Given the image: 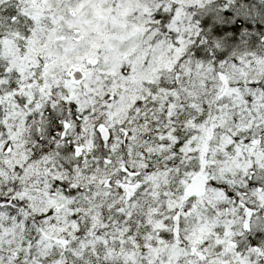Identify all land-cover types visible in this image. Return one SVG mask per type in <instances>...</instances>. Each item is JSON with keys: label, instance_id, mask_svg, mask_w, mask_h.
I'll use <instances>...</instances> for the list:
<instances>
[{"label": "snow or ice", "instance_id": "6c2138e0", "mask_svg": "<svg viewBox=\"0 0 264 264\" xmlns=\"http://www.w3.org/2000/svg\"><path fill=\"white\" fill-rule=\"evenodd\" d=\"M0 264H264V0H0Z\"/></svg>", "mask_w": 264, "mask_h": 264}]
</instances>
